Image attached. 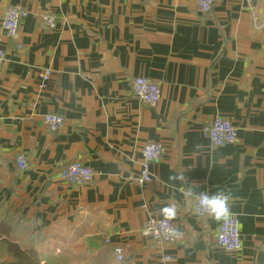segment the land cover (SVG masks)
<instances>
[{"label": "crops", "instance_id": "0c3cea01", "mask_svg": "<svg viewBox=\"0 0 264 264\" xmlns=\"http://www.w3.org/2000/svg\"><path fill=\"white\" fill-rule=\"evenodd\" d=\"M212 1L202 12L197 0H0V202L33 237L91 247L98 256L88 264H264V0ZM10 5L27 10L14 37L1 27ZM140 75L159 84L153 107L132 93ZM45 113L63 125L49 131ZM217 115L236 126L234 143L202 136ZM148 141L164 153L152 180L137 184ZM76 158L94 170L92 182L59 178ZM217 191L238 219L234 252L215 244L223 218L193 211L198 194ZM165 206L175 208L176 240L143 236L146 217H164ZM112 245L124 248L122 261Z\"/></svg>", "mask_w": 264, "mask_h": 264}, {"label": "built area", "instance_id": "2783aa9c", "mask_svg": "<svg viewBox=\"0 0 264 264\" xmlns=\"http://www.w3.org/2000/svg\"><path fill=\"white\" fill-rule=\"evenodd\" d=\"M251 3V0H246ZM212 0H197L198 8L202 12H207L211 9ZM27 15V10L21 5H10L5 9L1 20V27L8 37H14L21 20ZM41 21L46 27H53L55 24L54 16L44 14L41 16ZM5 59V52L0 49V64ZM51 71L45 69L40 74L41 88H44L50 78ZM132 93L137 100L143 104L153 107L160 98V87L157 82L146 76H136L131 81ZM42 121L51 132L57 131L64 122L63 116L56 113L42 114ZM201 134L213 146H224L232 144L237 139L236 126L226 117L217 115L210 122L205 124L201 129ZM164 153V147L160 142L148 141L141 149V169L138 174L132 176V179L137 184H146L152 180L151 165L159 160ZM16 164L19 169L25 170L28 167L26 158L23 154L16 155ZM59 178L73 186L85 185L95 177L94 170L83 160L76 158L66 163L60 168ZM206 193V192H202ZM198 196L194 198L193 211L196 216L205 215L198 206ZM141 234L153 240L172 242L177 238V232L173 222L169 218L156 217L148 215L144 220ZM105 243H110V238H104ZM215 244L228 252H234L242 247V241L239 232V223L235 215L230 214L224 217L217 226L215 233ZM112 252L116 260L122 261L124 257V248L120 245H112Z\"/></svg>", "mask_w": 264, "mask_h": 264}, {"label": "rangeland", "instance_id": "374dc122", "mask_svg": "<svg viewBox=\"0 0 264 264\" xmlns=\"http://www.w3.org/2000/svg\"><path fill=\"white\" fill-rule=\"evenodd\" d=\"M13 207L12 205L5 203V202H0V220H6L7 222H11L13 225L14 224H20V226H22V230L19 233L14 234L15 239H17L21 244H24L25 242H27L29 236H30V242L33 239H38L39 243L38 246L43 247L44 249H42L41 251L45 252L46 254H48L49 257H52L50 261H46L44 262V264H88V262L93 260L92 256L94 255V252L96 250H92L91 247L90 248H85L84 246H82L81 244H72L70 249H65L63 246L59 245V244H54V243H49L50 241H48V235H41L38 234L36 236H32L30 233V229H26L24 228V226L26 224H30L27 221H25L24 219H21L20 221H17L18 218L17 216H14V213L12 212ZM40 235V236H39ZM41 240V241H40ZM60 248V249H55L53 247V245ZM46 245V246H44ZM51 247L54 248V251L51 250ZM2 249H0V257H3L2 254ZM96 254V252H95ZM4 255V254H3ZM98 256V254H96Z\"/></svg>", "mask_w": 264, "mask_h": 264}, {"label": "trees", "instance_id": "16d2710c", "mask_svg": "<svg viewBox=\"0 0 264 264\" xmlns=\"http://www.w3.org/2000/svg\"><path fill=\"white\" fill-rule=\"evenodd\" d=\"M17 229L11 222L0 220V249L4 256L11 257L9 263L0 264H44L51 260L52 257H49L46 252L33 247L32 241L27 240L24 244L17 242L14 236V231Z\"/></svg>", "mask_w": 264, "mask_h": 264}, {"label": "clouds", "instance_id": "9594fccd", "mask_svg": "<svg viewBox=\"0 0 264 264\" xmlns=\"http://www.w3.org/2000/svg\"><path fill=\"white\" fill-rule=\"evenodd\" d=\"M229 194L217 191L212 193H200L198 196L199 209L214 219H221L231 214L229 206ZM160 213L166 218H173L175 208L173 206H165Z\"/></svg>", "mask_w": 264, "mask_h": 264}]
</instances>
